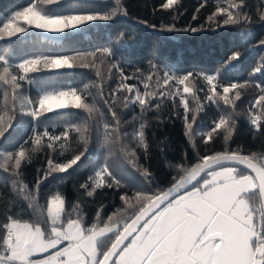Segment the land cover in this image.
I'll list each match as a JSON object with an SVG mask.
<instances>
[{
  "label": "snow or ice",
  "instance_id": "1",
  "mask_svg": "<svg viewBox=\"0 0 264 264\" xmlns=\"http://www.w3.org/2000/svg\"><path fill=\"white\" fill-rule=\"evenodd\" d=\"M180 3L163 0L159 9L175 14L172 23L159 25L132 17L126 0H28L0 14V187L8 189L0 191V264H264V144L233 147L245 115L239 102L253 87L252 77L264 73V62L241 81L230 78L240 70V51L214 73L179 72V59L163 65L149 59L147 71L127 63L133 71L126 73L112 47L64 51L95 27L107 29L120 20L158 32L165 41L180 33L195 38L238 27L240 33L230 39L238 35L245 43L256 22L248 0H216L203 22L196 23L204 0L191 22L178 27ZM255 15L264 23V0ZM33 31L49 50L17 57L16 41L31 42ZM157 53L158 48L153 56L159 59ZM74 69H90L94 78L82 87L49 86L53 76ZM33 85H38L35 97L29 94ZM255 88L258 94L245 117L253 142L264 136V85ZM169 102V118L182 121L193 156L185 152L178 162L166 161L170 174L163 182L149 165L147 115L156 113L155 121L162 123L160 113ZM209 107L217 115L204 125L199 116ZM67 110H78L79 119L57 132L49 114L59 118ZM18 114L31 118V134L7 151L4 141L11 132L27 131L25 123L17 122ZM93 143L99 145L95 155ZM40 153L46 163L30 186L23 168ZM84 160L93 167L75 188L74 201L69 204L57 186L41 203V185L49 178L64 180ZM105 189L118 194V203H100L89 220L85 198L94 200Z\"/></svg>",
  "mask_w": 264,
  "mask_h": 264
},
{
  "label": "trees",
  "instance_id": "2",
  "mask_svg": "<svg viewBox=\"0 0 264 264\" xmlns=\"http://www.w3.org/2000/svg\"><path fill=\"white\" fill-rule=\"evenodd\" d=\"M28 0H0V14L8 15L12 11L18 10L19 7L25 6ZM68 2V0H66ZM163 0H126L127 9L132 17L148 20L154 24L172 23V16L175 13L170 11H164L159 9V5ZM204 0H181L179 6V12L182 15L175 21L178 27H184L187 23L191 22V17L196 8ZM260 0H248L250 6V12L253 15V19L256 21L251 26V32L246 33L249 36L247 42H242L239 36H236L235 41H232L230 37L234 34L240 33L238 27H228L218 30L217 32H204L196 34L193 38L192 34H177V38L173 40L160 39L161 34L153 32L151 29H142L140 25L136 24L132 20H120L111 24L109 28L104 26L95 27L89 32L85 33L81 38L74 41L64 51H92L101 47H112L116 52L114 59L120 61L125 66V72L131 73L133 67L139 66L145 71L148 70L147 61L149 59H155L157 63L163 65L167 62L172 64L178 59L180 65L178 67L179 72H186L192 69H203L208 72H215L217 69H221L228 56L234 51H240L244 53L243 58L240 61V70L237 73L231 74V79H239L241 81L249 79V73L257 66L258 63L264 62V45H260V41L264 40V23L258 21V17L255 15L256 7ZM216 0H207L206 7L199 13V19L196 23H202L204 17H206L211 10L214 9ZM111 33V41L108 39V33ZM38 33L33 31V35L30 37L29 43H24L21 40H17L15 47V54L17 57L31 54L33 52L48 51L49 45L45 43L37 42ZM158 48V57L153 56V52ZM167 58V59H165ZM127 63H131L133 67H128ZM107 65L102 66V71L106 72ZM47 75V74H46ZM115 75V74H114ZM94 78V72L90 69H74L65 70L58 76H53V83L49 86L64 87H82L84 83ZM264 85V73H257L252 77L253 87L249 88L246 95L239 102V109L245 115L239 118V127L237 129L233 147L239 144H243L246 149H256L261 144H264V136H261L259 140L253 142L248 130L246 122V106L250 101L254 100L258 94L255 84ZM114 86V84H113ZM29 85L25 84V90H29ZM38 85H33L30 88V95L35 97ZM95 91V89H93ZM107 92V88H106ZM171 114V103H167L160 113L165 118L162 123L155 121L156 113H149L147 119L150 122L147 128V140L150 144V161L149 165L151 170L155 173L156 178L160 181L166 182L170 174L168 167H166V161L175 163L182 159L185 152L188 153L189 159L193 156V150L189 146L185 136L183 135L182 121L176 118H169ZM131 115L129 111L124 117ZM182 115V110H181ZM217 115L214 107H209L205 112L199 116V122L207 125L211 119ZM80 113L78 110H67L61 117L57 118L52 114L49 117L57 125V132L62 130L63 125L68 123H75L78 121ZM18 123H25L27 125L26 132H11V136L4 141L5 150H13L14 144L18 145L31 134V118L27 116H17ZM43 130V125L40 126ZM9 134L6 133V137ZM197 147L201 154H204V146L202 141L197 138ZM30 146V145H29ZM161 147L163 152H161ZM221 145L219 140L216 141L214 148L220 149ZM99 145L97 143L92 144L91 151L93 155L98 151ZM46 163L45 154L40 153L33 159L31 165L23 168L24 180L31 186L34 185L37 177V168L42 167ZM93 165L89 160H84L74 171L68 174H64L65 178L62 181H58L56 178H49L40 187V200L43 203L46 196L54 192L59 186V190L66 194L69 204H71L75 197V188L79 186L81 182L91 172ZM3 174L0 173V178ZM125 180H129L127 175ZM0 191L7 193L8 189L0 187ZM87 203L85 210L89 220H92L95 215V210L100 203L111 205L115 200L118 203V194L111 190L105 189L104 191H98L94 200L92 198H85ZM111 210V207L108 209Z\"/></svg>",
  "mask_w": 264,
  "mask_h": 264
}]
</instances>
